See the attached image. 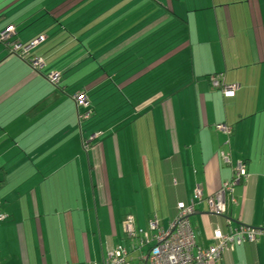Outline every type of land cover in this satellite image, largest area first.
<instances>
[{
	"label": "crops",
	"instance_id": "1",
	"mask_svg": "<svg viewBox=\"0 0 264 264\" xmlns=\"http://www.w3.org/2000/svg\"><path fill=\"white\" fill-rule=\"evenodd\" d=\"M9 29L0 264H102L106 246L127 245L126 218L138 235L155 218L164 231L197 188V246L218 228L264 229V0H0V35ZM40 38L30 57L46 60L44 70L11 56ZM52 71L59 92L45 79ZM211 76L235 96L211 88ZM79 92L96 114L82 126L71 101ZM239 162L248 177L217 218L205 200ZM219 264H264V237Z\"/></svg>",
	"mask_w": 264,
	"mask_h": 264
},
{
	"label": "built area",
	"instance_id": "2",
	"mask_svg": "<svg viewBox=\"0 0 264 264\" xmlns=\"http://www.w3.org/2000/svg\"><path fill=\"white\" fill-rule=\"evenodd\" d=\"M14 30L9 29L0 36V42L10 40ZM37 43L23 48L20 45L13 47L14 55L27 61L33 70L42 69L44 63L41 59H29L30 51ZM57 75L51 77V81L57 82ZM211 84L214 89L221 88L226 98H233L236 94V87H229L222 82L219 77H212ZM79 103L86 105V99L80 98ZM218 134L229 137L233 130L230 127L220 125L216 127ZM97 136H93L96 139ZM86 145V142L84 143ZM87 146V145H86ZM86 150L89 148L84 147ZM223 163L231 165L230 157L223 154ZM246 167L243 162H239L233 168V175L230 181L226 182L220 191L214 196L205 200L209 211L217 218H224L226 215V198L233 194L235 187L239 186L242 180L247 179ZM204 200L202 190L197 188L194 191V199L188 204L180 203L177 206V215L170 224L168 231L159 229L157 219L149 224L150 232H142L143 238L135 231L133 219L128 217L124 220L122 229L126 238L133 242V249L119 246L105 248V259L102 264H219L222 255L233 251L235 247H242L244 244L253 243L256 238L264 236V230L238 227L230 233L223 234L217 229L209 242V247L200 248L196 245L195 237L190 225V218L197 213V204ZM6 216L0 214V223L6 220ZM150 248L147 254H142L143 247ZM140 252V257L136 259L135 254Z\"/></svg>",
	"mask_w": 264,
	"mask_h": 264
},
{
	"label": "trees",
	"instance_id": "3",
	"mask_svg": "<svg viewBox=\"0 0 264 264\" xmlns=\"http://www.w3.org/2000/svg\"><path fill=\"white\" fill-rule=\"evenodd\" d=\"M1 36V35H0ZM10 41V40H9ZM9 41H7V42H0V45H5V44H7ZM44 42V38H40L37 42H32V43H30V44H28V45H25V46H22V45H20V46H22L23 48H26V47H29L30 45H32V44H34V43H37L36 44V46L30 51V54L29 55H31V53L35 50V48H37V46L39 45V44H41V43H43ZM13 52V47H12V49H11V53ZM11 56H13V57H16V58H18L17 57V55H14V53H12V55ZM35 58H38V57H35ZM35 58H31L30 56H29V59H35ZM18 59H20V58H18ZM39 59H41L42 61H43V63H44V66H43V68L42 69H39V70H37L38 72L39 71H42V70H44L46 67H47V63H46V60H44L43 58H39ZM21 61H23V62H26V63H28L27 61H24L23 59H20ZM30 66V65H29ZM31 67V66H30ZM32 68V67H31ZM37 72V73H38ZM53 75H57L58 76V78H57V82L56 83H54V82H52L51 81V77L53 76ZM212 77H219V78H221L222 79V82H223V78H222V76H211V77H209L208 78V83H209V85H210V87L211 88H213L212 87V84H211V79H212ZM45 79H46V81H47V83L50 85V86H52L53 88H55L58 92L59 91H61V89H60V86H61V75L59 74V73H57V72H55V71H52V72H50L46 77H45ZM214 89V88H213ZM218 90H221V91H223L221 88H217ZM80 98H85L86 99V105H82V104H80L79 103V99ZM71 101L73 102V104L75 105V107H76V109H77V116H78V122H79V125H85V124H89L94 118H95V116H96V114H95V111H94V109L91 107V104L89 103V99H88V96H87V94L85 93V92H79V93H77L76 95H74V96H72L71 97ZM94 136H96V135H94ZM87 143V141H84V143ZM246 167V166H245ZM243 181H245V180H242V182L241 183H243ZM240 183V184H241ZM234 191V190H233ZM233 195V194H232ZM229 196V195H228ZM227 196V197H228ZM226 212H227V207H226ZM4 215V214H3ZM214 216V215H213ZM224 217H226V215L224 216ZM6 218H7V216H6ZM8 219V218H7ZM6 219V220H7ZM5 220V221H6ZM4 221V222H5ZM3 223V222H2ZM1 224V223H0ZM123 225V224H122ZM241 227V226H240ZM123 228V227H122ZM238 228V227H237ZM247 228V227H246ZM219 229V228H218ZM236 229V228H235ZM250 229V228H249ZM234 230V229H233ZM232 230V231H233ZM255 230H264L263 228H261V229H255ZM230 233V232H229ZM194 234V233H193ZM126 237V236H125ZM264 236H262V237H258V238H256V240L253 242V243H247V244H244V245H254V244H256L261 238H263ZM126 242H127V245L126 246H124V245H120V246H122V247H124V248H126V249H128V251H130L131 252V250L133 249V242H131V241H129L127 238H126ZM243 245V246H244ZM116 247H119V246H116ZM115 247V248H116ZM199 247V246H198ZM201 248V247H200ZM150 249V248H149ZM149 252V251H148ZM147 254V253H146Z\"/></svg>",
	"mask_w": 264,
	"mask_h": 264
},
{
	"label": "rangeland",
	"instance_id": "4",
	"mask_svg": "<svg viewBox=\"0 0 264 264\" xmlns=\"http://www.w3.org/2000/svg\"><path fill=\"white\" fill-rule=\"evenodd\" d=\"M97 138H98V137H97ZM97 138H96V139H97ZM96 139H93V136H92V137H89V138L87 139V144H88V146L91 147L92 143H93ZM169 227H170V225H169ZM169 227L167 226V228H163V227H161V228H162L164 231H168ZM146 232H150V231L147 229ZM139 237H142V238H143V234L140 233ZM148 251H149V248H147L146 246L143 247L142 250H141V252H142L143 254L148 253ZM135 257H136V259H138V258L140 257V252L138 251V248H137V253L135 254Z\"/></svg>",
	"mask_w": 264,
	"mask_h": 264
}]
</instances>
